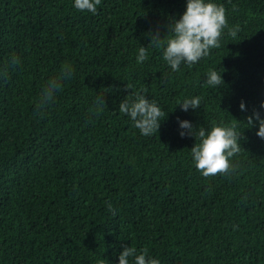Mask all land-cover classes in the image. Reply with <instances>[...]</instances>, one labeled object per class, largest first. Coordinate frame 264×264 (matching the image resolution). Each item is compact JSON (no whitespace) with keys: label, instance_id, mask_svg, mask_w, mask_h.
<instances>
[{"label":"trees","instance_id":"16d2710c","mask_svg":"<svg viewBox=\"0 0 264 264\" xmlns=\"http://www.w3.org/2000/svg\"><path fill=\"white\" fill-rule=\"evenodd\" d=\"M206 2L226 9L221 47L173 72L148 45L187 0H101L96 15L74 0H0V264H119L131 246L160 264H264V139L247 123L257 111L264 119V0ZM65 63L73 78L35 115ZM209 70L221 73L218 88L205 84ZM138 92L166 113L150 137L119 112ZM197 96L201 106L183 111ZM181 121L206 132L238 122L236 172L202 177Z\"/></svg>","mask_w":264,"mask_h":264},{"label":"clouds","instance_id":"9594fccd","mask_svg":"<svg viewBox=\"0 0 264 264\" xmlns=\"http://www.w3.org/2000/svg\"><path fill=\"white\" fill-rule=\"evenodd\" d=\"M101 0H74V7L80 12H89L92 15L97 14V7ZM236 10L235 5L233 11ZM169 34L161 38L157 32L151 35L148 47L163 49L162 59L167 63L173 72L180 70L181 65L191 68L200 60L209 56L212 49L221 47V38L224 29L228 28L226 18V9L223 5L206 0H187L186 11L179 20L172 21L169 25ZM239 26L228 30V35L236 38L239 32ZM148 47H140L136 61L138 64L148 59ZM11 66H17L21 63L19 57L13 55ZM6 69L3 75H6ZM74 68L71 64L65 63L60 71L49 79L41 88L38 97L35 100V115L43 117L49 106L54 104L57 94L60 93L65 82L71 80L74 75ZM205 84L218 88L223 84L221 73L216 70H209ZM128 88L131 85H127ZM107 91V90H104ZM104 91L97 95L94 101V108L90 109L93 115L99 113L105 107L101 98ZM183 111L187 112L189 108L197 109L201 106V97L197 96L191 99H185L180 103ZM264 109V103L260 105ZM240 109L245 110L243 102ZM119 112L127 115L133 126L139 130L145 137L157 134L162 118L166 113L158 106L155 100H148L139 92L135 94V99L130 97L125 99L119 105ZM253 118L259 122V131L256 135L264 139V119H261L260 112H254L253 116L248 117V126L253 125ZM180 128L187 130L180 132V136L186 134L195 136L197 143L191 149L190 153L196 170L204 178L220 176H230L236 172L237 166L232 163V158L238 156L242 149L238 143L241 138L239 123L234 121L230 125L213 124L209 131L204 128L193 130L188 121L179 122ZM108 210L116 215V209L111 203H108ZM98 264H105L104 260ZM119 264H160V261L151 258L148 255V249L143 248L139 254L133 246L125 247L119 256Z\"/></svg>","mask_w":264,"mask_h":264}]
</instances>
